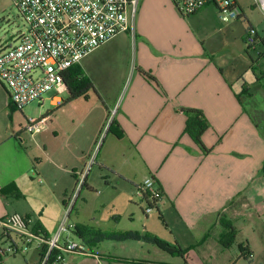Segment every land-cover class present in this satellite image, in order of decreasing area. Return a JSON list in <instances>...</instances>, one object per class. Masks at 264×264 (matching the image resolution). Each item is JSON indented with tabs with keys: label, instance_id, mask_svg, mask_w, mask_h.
<instances>
[{
	"label": "crops",
	"instance_id": "1",
	"mask_svg": "<svg viewBox=\"0 0 264 264\" xmlns=\"http://www.w3.org/2000/svg\"><path fill=\"white\" fill-rule=\"evenodd\" d=\"M146 1L140 3L142 14ZM168 1L191 24L218 13L213 4H207L183 15L173 0ZM236 1L243 15L235 20L244 18L246 23L219 21L213 27L222 36L211 37L192 28L185 37L162 38L150 37L148 1L146 16L140 17L135 34L121 32L81 61L94 88L72 100L61 97L63 103L54 104L58 110L50 113L38 131L25 128L8 87L0 80V189L15 181L24 195L16 198L0 192V219L20 212L31 223H43L48 237H53L64 214L60 204L66 206L64 201L79 185L80 173L84 176L97 148L101 168L133 179L135 175L118 164L113 146L117 136L106 131L100 143L105 123L114 118L123 133L117 138L133 145L144 177L155 174L164 189L156 209L171 229L168 240L188 251L182 256L183 264H205L209 256L202 253L223 251L220 237L228 224L240 236V253L234 262L241 257L251 264H264V19H258L254 7L247 15L243 4ZM250 26L259 36L253 45L246 40ZM11 38L0 35V50L10 45ZM130 44L135 55L133 71L117 77L119 85L110 102L112 89L97 77L100 73L114 76V68L106 71L102 67L113 65ZM184 107L199 108L206 115L209 127L202 135L206 151L185 131ZM45 181L54 186L51 194L56 201L51 202L56 219L50 225L43 222L50 204L39 194L43 190L39 184ZM82 182L79 193L85 188L98 192L100 185L90 180V173ZM160 205L170 210V220ZM96 222L93 217L88 222L76 220L72 226L87 223L100 229ZM100 242L90 252L76 251L82 255L76 264H104L105 255L98 252Z\"/></svg>",
	"mask_w": 264,
	"mask_h": 264
},
{
	"label": "rangeland",
	"instance_id": "2",
	"mask_svg": "<svg viewBox=\"0 0 264 264\" xmlns=\"http://www.w3.org/2000/svg\"><path fill=\"white\" fill-rule=\"evenodd\" d=\"M148 1H150V37L162 38L163 36L177 35L178 37H185L188 31L192 28H197L204 34L209 33L212 37L216 35L222 36L221 30L214 29V25L220 22H225L220 19L218 13H214L212 17L201 23L196 21V24H191L187 20H182L173 10L168 0H147L145 6L142 4L139 7V11L136 17L135 33L138 31L140 17L145 18L148 9ZM244 7L247 15L253 11V7L258 12V19H264V14L260 8L256 5V0H239ZM147 7V8H146ZM240 20H233L240 23H246L244 18ZM148 21V20H147ZM247 25V24H246ZM205 26V27H204ZM27 25L24 22L23 17L19 14L17 7L14 5L13 0H0V35L3 37H10L15 33H19L21 30H26ZM122 35V34H121ZM134 38V36H133ZM247 40V35H246ZM134 42V40L132 41ZM248 42V41H247ZM249 43V42H248ZM133 44H130V49L125 51L123 55L113 65H107L102 67L106 71L114 68V76H107L100 73L97 79L112 89L110 98L108 101L114 100L116 88L119 85L117 77H120L122 72H132L135 63ZM221 50H225V47H221ZM83 67L82 62L80 63ZM53 91H49L44 94L46 98L45 102L33 101L21 109L18 112L22 115L25 124L27 117L50 118V113L58 110V105L51 103L50 97ZM63 99L68 98V92L65 90L59 94ZM264 103V102H262ZM264 105V104H263ZM53 111V112H52ZM64 110V114H65ZM61 115H64V114ZM66 115V114H65ZM264 129V124L262 123ZM105 137V133L102 134L101 141ZM112 137V136H109ZM113 146L116 149L118 155V164L120 166L127 167L130 171L129 174L135 175L131 180H125L124 177L119 176L116 172L110 171L107 168H101L99 164L100 156L98 157L99 149L97 148L87 167L84 171V176L90 173V180L100 185L97 188L98 192H88L85 189L79 193L81 182L84 179L82 173H80V183L75 187L74 191H70L66 198L67 206H62L64 211L63 217L56 226V231L52 236H55L62 223H65V230L61 232V243L66 240L75 241L79 244H84L87 252H90L91 248L84 240L74 233L71 229V225L74 221H86L91 218L97 219L96 224L100 226V229L110 235V237L102 240L99 243L98 249L100 253L105 257L102 262L104 264H183V257L178 252L177 254L171 253L165 246L161 247L154 240H148V236L158 237L162 240L168 241L171 239V229L167 227L166 222L160 217L159 212L154 208L151 212H146V201L137 194L136 184H140L144 181V166L136 156L133 145L127 139L113 138ZM110 138L105 143V148L108 147ZM100 145V144H99ZM104 148V150H105ZM101 155V153H100ZM111 183L109 187L104 186V183ZM43 186V190L39 191L40 195L46 197L49 202V208L43 215V219L47 224H53L54 215L51 213V202H56L54 196L51 194L54 186H50L47 181L39 184ZM68 197H72L69 200ZM74 207L72 208L73 204ZM164 206L160 205V210L163 212L165 218L170 220V210H165ZM144 210V211H143ZM148 214V218L145 214ZM56 219V218H55ZM167 220V219H166ZM3 230L0 225V232ZM136 233L137 238L129 236L127 238H120V234ZM170 238V239H169ZM239 238L236 235L235 239L229 246L222 247L223 251H209L208 253H202L204 256L209 257L205 259V264H251V262H245L243 258L235 261L239 252ZM169 239V240H168ZM16 243L18 247L17 252H7L2 255L1 264H38L40 251L38 249L39 239H34L30 244L25 238H22L16 232L12 233L11 239H0V246L6 249L9 245ZM1 253V250H0ZM85 254V253H81ZM188 254V251L184 252V256ZM213 255V257H212ZM65 260L60 264H76L78 252L65 251ZM241 261V262H239Z\"/></svg>",
	"mask_w": 264,
	"mask_h": 264
},
{
	"label": "built area",
	"instance_id": "3",
	"mask_svg": "<svg viewBox=\"0 0 264 264\" xmlns=\"http://www.w3.org/2000/svg\"><path fill=\"white\" fill-rule=\"evenodd\" d=\"M183 15H191L213 4L223 21L239 18L242 11L236 0H176ZM23 17L26 30L12 35L10 45L0 50V80L10 92L12 104L21 109L33 101L45 102L44 94L53 91L52 104H60L59 94L67 89L63 72L102 44L121 32L135 34L136 17L141 0H13ZM264 13V0H256ZM255 30L247 33V41L257 42ZM47 117H27L25 128L30 132L40 130ZM109 118L104 125V134L110 125ZM137 194L147 200L146 212L157 207L164 196V189L155 174H150L137 185ZM2 228H8L25 238L29 244L39 239V245L46 242V251L41 264H47L52 248L59 247L53 263L64 262L65 251L85 252V245L66 240L61 243L63 222L58 233L44 240L36 236L26 225L25 216L13 212L0 219ZM9 239V238H2ZM38 245V246H39ZM0 255L17 252L16 243L6 249L0 246ZM251 255V254H250ZM1 264V262H0Z\"/></svg>",
	"mask_w": 264,
	"mask_h": 264
},
{
	"label": "trees",
	"instance_id": "4",
	"mask_svg": "<svg viewBox=\"0 0 264 264\" xmlns=\"http://www.w3.org/2000/svg\"><path fill=\"white\" fill-rule=\"evenodd\" d=\"M176 4L177 1L173 0ZM238 4V3H237ZM240 7V6H239ZM241 9V7H240ZM242 11V9H241ZM243 15V11H242ZM241 15V16H242ZM241 16L239 18H241ZM254 29L251 26L249 27V30ZM248 30V31H249ZM257 39H259V36L257 34ZM145 74L152 76L145 72ZM64 80L67 86V89L70 93L69 97L67 100H72L75 99L81 95H84L88 90L94 88V84L92 80L86 75L84 72L83 67L81 66L80 63H75L72 66L68 67L64 72H63ZM154 78V77H153ZM63 103V100L61 101L60 104ZM182 111L187 115V120H186V126H185V131L191 135V137L202 147L204 151H206V147L202 141V135L204 132L207 130L209 127V121L204 114V112L199 109V108H193V107H184L182 108ZM109 132L115 134L117 137H122L123 133L119 127V124L117 121L113 118L110 122L108 130ZM83 183V182H82ZM84 185V183H83ZM0 192L6 194L7 196H13L16 198H21L23 197V192L19 188L18 184L15 181H11L0 189ZM66 206L67 202L64 201ZM74 206V204H73ZM160 217L162 218V213L159 212ZM25 222L26 225L31 229V231L38 237L48 240V234L47 231L40 221H36L34 223H31L28 217H25ZM71 229L74 233L77 235H80L84 242L90 246L93 247L97 242H100L108 237L107 233L103 232L101 229L94 228L93 226L87 224V223H76L73 226L71 225ZM14 231L8 229V228H3V230L0 232V239L1 238H12V233ZM17 233V232H16ZM18 234V233H17ZM19 235V234H18ZM237 235V229L232 225L228 224L227 225V230L221 235L220 237V242L224 246H229L231 242L235 239ZM120 238H127L129 236H133L137 238L136 233H126V234H120ZM148 240H154L156 243L159 244V246L163 247L165 246L167 250H169L171 253L177 254L178 252L180 255L184 257V252L187 251V249L182 248L178 244H174L165 240H162L158 237H149L147 238ZM48 244L44 241L42 242L39 247L41 248L40 250V264L43 260V257L48 250ZM61 252V249L59 247H54L51 249L50 254H49V261L48 263H53L56 255ZM3 255V254H2ZM2 255H0V259L2 258ZM1 262V260H0Z\"/></svg>",
	"mask_w": 264,
	"mask_h": 264
}]
</instances>
